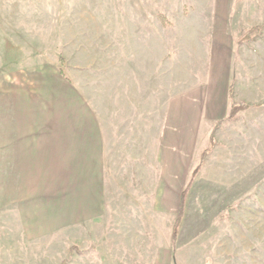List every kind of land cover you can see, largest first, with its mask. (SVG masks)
<instances>
[{
    "label": "rangeland",
    "instance_id": "obj_1",
    "mask_svg": "<svg viewBox=\"0 0 264 264\" xmlns=\"http://www.w3.org/2000/svg\"><path fill=\"white\" fill-rule=\"evenodd\" d=\"M256 26L259 36L237 43ZM38 90L58 124L70 122L61 112L73 94L92 110L95 95L107 104L123 91L148 103L161 135L170 99L196 98L201 123L184 111L169 146L182 158L191 143L190 158L177 163L179 193L209 136L214 144L187 190L175 242L176 212L155 208L129 164H111L103 211L82 222L76 205L65 209L70 194L47 192L29 237L2 198L0 264H264V0H0V122L12 121L2 111L8 93ZM237 103L251 107L227 120Z\"/></svg>",
    "mask_w": 264,
    "mask_h": 264
},
{
    "label": "crops",
    "instance_id": "obj_2",
    "mask_svg": "<svg viewBox=\"0 0 264 264\" xmlns=\"http://www.w3.org/2000/svg\"><path fill=\"white\" fill-rule=\"evenodd\" d=\"M57 74L71 83L61 73ZM72 96V107L61 112H65L67 117V113H71V120L68 122L65 119L58 124L54 122L52 107H44L47 93L38 90L27 97L8 93L6 109L2 111H9L12 121L0 122V200L10 199L14 209H4L2 205L5 212L13 213L6 215H12L14 222L18 220L28 236L32 237L37 197L46 198L47 192H62L63 196L70 194L72 197L71 204L65 209L78 207L80 220L75 221L95 217L97 213H102L106 201L104 165H109L113 173L111 164H115V170L121 163L129 164L127 171L131 178L135 174L141 180L142 192L154 196L157 210L177 212L181 194V180L176 179L177 163L188 160L192 148L191 143L187 145L185 155L180 158L177 154L171 156L169 146H176V140L173 143L176 136L174 129L180 125L186 114L184 111H195L191 114L194 126L201 123L198 112L201 107L196 108V98L170 99L167 118L166 112L163 113L164 132L161 135L158 125L152 128L149 125L148 111L151 109L148 103L128 99L123 91L115 93V99L112 94L107 104L102 101L106 98L95 95L92 110L84 106L79 96ZM98 98H101L100 102ZM181 98L189 103H182ZM34 103L38 108L33 107ZM80 118L92 125L80 123ZM166 121L170 128L168 136L165 134ZM170 188L178 192L172 196ZM60 205L64 204L58 203L57 207Z\"/></svg>",
    "mask_w": 264,
    "mask_h": 264
},
{
    "label": "trees",
    "instance_id": "obj_3",
    "mask_svg": "<svg viewBox=\"0 0 264 264\" xmlns=\"http://www.w3.org/2000/svg\"><path fill=\"white\" fill-rule=\"evenodd\" d=\"M261 30H262L261 26H256V27H252V28L248 29L237 39V43L242 44V43L251 41L254 37L260 35ZM229 92H231V88L229 89ZM250 107L251 106H249L245 103L233 104L228 115H227V117H226L227 120L231 121V120L237 119L241 112L249 109ZM208 141H209V147L207 149H205L203 151V153L201 154L200 159H199V163L192 170L190 179L180 194L178 209H177V212H176L173 224H172V228H171V240H172V242H175L178 238L179 228H180L181 222H182L183 217H184L185 202H186L185 200H186L187 190L191 187L194 178L197 176V174L199 173V171L203 165V160H204L205 156L207 154H209L210 149L214 144L212 136H209Z\"/></svg>",
    "mask_w": 264,
    "mask_h": 264
}]
</instances>
